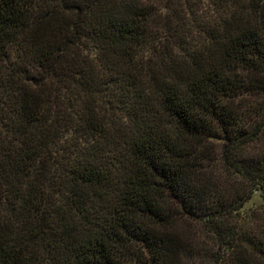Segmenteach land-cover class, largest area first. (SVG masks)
Masks as SVG:
<instances>
[{
    "label": "trees",
    "instance_id": "obj_1",
    "mask_svg": "<svg viewBox=\"0 0 264 264\" xmlns=\"http://www.w3.org/2000/svg\"><path fill=\"white\" fill-rule=\"evenodd\" d=\"M0 264H264V0H0Z\"/></svg>",
    "mask_w": 264,
    "mask_h": 264
},
{
    "label": "rangeland",
    "instance_id": "obj_2",
    "mask_svg": "<svg viewBox=\"0 0 264 264\" xmlns=\"http://www.w3.org/2000/svg\"><path fill=\"white\" fill-rule=\"evenodd\" d=\"M260 202H261V198H260L259 196H256V197H254V198L248 203V206L256 207V205H259ZM182 225H183L184 227H188V226H190V225H189V222H186V221H184V222L182 223Z\"/></svg>",
    "mask_w": 264,
    "mask_h": 264
}]
</instances>
